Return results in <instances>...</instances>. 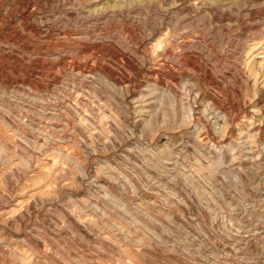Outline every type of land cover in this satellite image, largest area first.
<instances>
[{
	"label": "rangeland",
	"instance_id": "1",
	"mask_svg": "<svg viewBox=\"0 0 264 264\" xmlns=\"http://www.w3.org/2000/svg\"><path fill=\"white\" fill-rule=\"evenodd\" d=\"M0 264H264V0H0Z\"/></svg>",
	"mask_w": 264,
	"mask_h": 264
},
{
	"label": "bare ground",
	"instance_id": "2",
	"mask_svg": "<svg viewBox=\"0 0 264 264\" xmlns=\"http://www.w3.org/2000/svg\"><path fill=\"white\" fill-rule=\"evenodd\" d=\"M188 111H190V108H187V115H189V114H188Z\"/></svg>",
	"mask_w": 264,
	"mask_h": 264
}]
</instances>
